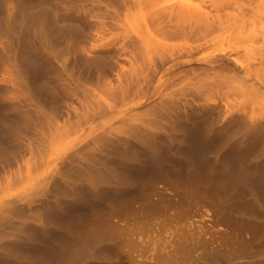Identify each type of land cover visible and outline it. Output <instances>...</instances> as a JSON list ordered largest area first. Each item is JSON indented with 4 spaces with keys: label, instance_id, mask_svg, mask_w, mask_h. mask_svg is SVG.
<instances>
[{
    "label": "rangeland",
    "instance_id": "374dc122",
    "mask_svg": "<svg viewBox=\"0 0 264 264\" xmlns=\"http://www.w3.org/2000/svg\"><path fill=\"white\" fill-rule=\"evenodd\" d=\"M244 1L243 4H246ZM260 20L247 22L245 26L237 22L230 28L226 25L223 29L215 28L205 35L195 34L190 38L165 36L164 39L163 35L160 34L162 38L157 32V37L155 33L158 41H154L153 45L156 42L158 50L153 52L150 48L149 59L152 66L155 64L157 68L155 73L148 74V84L144 85L143 90L145 94L137 96L143 99L142 103L134 105L139 100L136 96H130L128 100L132 101L130 104L127 102L129 112L112 110L111 114H103L97 119L100 125L98 123L94 130L99 132L104 129L103 126L114 127L112 124L119 123L121 119L118 117H123L125 112V117L136 114L138 121H151L150 125L158 130L164 126L163 136H166L165 133L170 135L180 132L182 128L173 129L167 122L170 117L178 115L180 118L183 111L167 115L157 107L158 94L164 86L159 76L166 71L165 67L171 61L169 54L178 53L182 62L167 71L169 74L174 72V75L178 73L176 75L179 76L172 77L174 80H169L174 81L176 87H184L183 83L187 80L191 82V87L187 89L191 90V93L188 91L190 97L184 98L189 101L188 111L193 110V115L198 118L193 115L190 117L196 120L207 117L206 120L212 125L215 123L218 126L220 112L224 108L228 113L226 117L237 125L230 136L233 142L229 140L225 143L230 144L222 145L223 138L216 133L206 139L202 131L204 126L198 123L194 128L186 129L185 134V130L180 133L186 135L183 143L173 144L172 141L166 145L161 142L159 148L152 142L145 143L152 157H146L140 164L133 162L135 165L129 164L128 167H133L128 169L114 164L113 168L123 174L122 177L118 176L121 180L113 178V173V179L109 175L111 182L107 178L108 183L102 178V181L96 180L95 184L93 181V185L99 184V187L96 186L100 190L98 193L90 192L93 187L90 180L87 183L86 179L79 178V181L88 184L89 195L83 193L76 205H68L57 213L55 220L49 222L51 225L47 223L50 226L47 227L48 235H38L35 244L25 246L22 250L25 260H18V264H264V42L258 33H263L261 28L264 25L261 24H264V19ZM249 31L256 32L255 40L260 37L262 43L252 39V45L244 47L243 44L251 40L242 41ZM158 46L164 47L166 52ZM160 52H165L167 61L161 60ZM262 52L263 56L259 59ZM245 67L249 68L250 73ZM183 77H190L191 80ZM213 80L212 85L210 82ZM205 82H209L210 86L202 91L198 89L202 94L197 95L194 87H206ZM99 98L111 103L114 100L112 96ZM155 107L157 111H154ZM197 113L202 116L195 115ZM250 120L262 123L261 132H248L246 126ZM98 126L102 128L98 129ZM82 134L84 130H79L67 134L66 137L70 138H62L59 140L61 143L54 142L51 145L53 148H49L47 161L38 169L27 167L29 164L26 161L24 170L16 174L19 176H1L0 200L9 199L15 206L14 210L21 212L19 214L25 213L33 217L38 225L44 224L47 220L42 215V206L57 207L53 202L54 194L62 198L65 194H60L61 190L69 193L66 180L78 178L74 172L76 162L71 155L82 143ZM106 150L110 156H116L122 149L112 146ZM99 182L104 183L101 185ZM100 185L107 187L104 189ZM40 191L42 194L39 195ZM22 238L25 237L22 235ZM0 249L2 254L4 250Z\"/></svg>",
    "mask_w": 264,
    "mask_h": 264
},
{
    "label": "bare ground",
    "instance_id": "6f19581e",
    "mask_svg": "<svg viewBox=\"0 0 264 264\" xmlns=\"http://www.w3.org/2000/svg\"><path fill=\"white\" fill-rule=\"evenodd\" d=\"M245 1L246 4H243L242 0H0V177H6L5 175L14 177L17 172L24 170L26 161L29 164L27 167L38 169L47 161L49 148H53L51 145H54V142L59 143V140L67 134L84 130V134L81 135L82 143L71 155L72 160L76 162L74 172L78 178L73 176L74 179L69 181L67 179V183L65 182L69 193L72 194L61 190L60 194H65L62 198L54 194L53 202L57 207L42 206L44 207L42 215L48 222L41 224L43 226L38 225L30 215L19 214L21 212L14 210L15 206H12L9 199L0 200V248L4 250L2 254L5 252L4 255L0 253L1 263L18 264L23 258L25 260L22 251L24 247L35 244L38 235L47 236L49 233L47 227H50L47 223L48 225L52 223L56 214L64 207L81 201L82 194L88 193L89 188L88 184L79 180L84 178L87 183L90 180V184L93 181L95 184L96 180H101L100 178L110 181L109 175L112 178L113 173V178L120 179L119 177L123 174L113 168L114 164L118 163L122 169H128L133 167H128L129 164L133 162L140 164L139 162L142 163L146 157H152L151 152L149 153V149L146 148L145 143L148 141L156 145V148L162 145L161 142L166 145L171 144L172 141L173 144L174 142L180 144L181 141L183 143L185 140L183 137L186 135H180V133L182 134L185 130L183 132L185 134L186 129L189 130L190 127L194 128L195 124L201 123L204 126L202 131L206 139L216 133L223 138L222 145L230 144L225 143L229 140L233 142L230 136L233 135L237 125L231 118L226 117L228 113L226 114L224 108L222 113L220 112L218 126L215 123L212 125L206 120L207 117L206 119L201 117L202 120L199 118L201 121L191 118L194 111H188L190 107L187 101V96L191 93V90H187L191 87V82L187 80L190 77L186 79L183 77L187 82L182 81V83L190 84V86L184 85V87L181 86L182 88L178 85L174 86V81H171L172 83L169 81L178 73L169 74L167 70L177 66L178 62H182L178 53L170 52L171 61L168 64L165 62L166 71L159 76L164 86L158 94L157 107L167 115H176L180 110L183 111L180 118L178 115V118L170 117L167 122L171 128L179 127L182 130L176 134L165 133L166 136H163L164 126L158 130L150 125L151 121H142L139 115L141 121H138L136 114L130 113L125 117V112L122 114L123 117H118L121 119L119 123L116 122L118 126L115 123L112 126L116 127L110 125L105 128L102 125L104 129L98 126L101 131L94 130L99 123L97 119L103 114L110 113L112 110H127L129 107L127 102L130 104L132 101L131 98L130 102L128 100L130 96L137 98L145 94L143 90L144 85L148 84V74L152 75L151 72L155 73L157 68L155 64L152 66L151 58L149 59L150 48L153 52L158 50L156 42L153 45L154 41H158L157 32L158 35H163L164 39L165 36L190 38L195 34L205 35L215 28L223 29L226 25L230 28L232 24L237 25V22L238 24L240 22V26L241 23L245 26L247 22L255 23V20H263L264 0ZM261 29L263 33H258L261 34L259 36L264 42V27ZM252 33L254 34L253 31H249L248 36L251 34V37L245 36L243 39L246 37L248 39H242V41L260 39L259 37L255 40L257 33L255 32L254 36ZM251 40L247 41L248 44L245 42L244 47L252 45L253 40ZM157 43L160 46V43ZM159 46V49H164ZM162 52L158 54L161 55V60L165 61L166 51ZM262 56L263 52L260 53L259 59ZM245 69H248L250 73L249 68L245 67ZM214 80L210 82L212 85ZM206 83V87L205 85L203 87L201 85L202 88L196 86L197 89L195 85L193 87L196 91L198 89L202 91L209 84V82ZM199 90L194 92L197 95L202 94ZM100 96H112L114 100L112 103L108 102L109 100L103 101L104 99L101 100ZM137 99L141 102L136 100L135 104L133 102L134 105L142 103L143 99L140 100L139 97ZM154 111H157L156 107ZM193 117L198 118L194 115ZM261 126L262 123L250 120L247 122L246 129L249 133H257L261 132ZM112 146H119L122 149L121 152L116 156H110L106 148ZM17 176L19 175L15 177ZM97 185L99 184H92L90 192L92 190L98 193L100 190ZM101 185L100 187L104 188ZM40 194H42L41 191ZM67 195H72L73 198H68Z\"/></svg>",
    "mask_w": 264,
    "mask_h": 264
}]
</instances>
